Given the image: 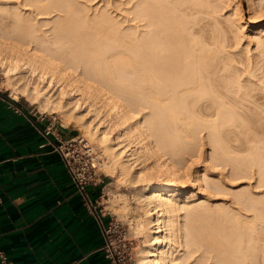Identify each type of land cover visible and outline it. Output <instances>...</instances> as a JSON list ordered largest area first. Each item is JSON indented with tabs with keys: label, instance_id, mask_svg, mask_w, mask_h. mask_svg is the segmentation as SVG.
Instances as JSON below:
<instances>
[{
	"label": "bare ground",
	"instance_id": "1",
	"mask_svg": "<svg viewBox=\"0 0 264 264\" xmlns=\"http://www.w3.org/2000/svg\"><path fill=\"white\" fill-rule=\"evenodd\" d=\"M239 1L137 0L131 18L86 6L81 21L78 0L0 3V60L13 98L81 125L107 173L148 182L135 199L145 236L138 264H264V26L253 30L256 18L246 20ZM249 26L255 53L239 47ZM98 103L116 137L91 126ZM234 129L247 146L230 145ZM204 131L214 146L206 161L230 166L236 180L257 167L256 190L233 192L206 165L192 171ZM124 136L140 147L129 149Z\"/></svg>",
	"mask_w": 264,
	"mask_h": 264
},
{
	"label": "crops",
	"instance_id": "2",
	"mask_svg": "<svg viewBox=\"0 0 264 264\" xmlns=\"http://www.w3.org/2000/svg\"><path fill=\"white\" fill-rule=\"evenodd\" d=\"M76 136L28 101L0 95V251L13 264H114L97 219H114L101 183L88 187L89 206L55 150Z\"/></svg>",
	"mask_w": 264,
	"mask_h": 264
},
{
	"label": "rangeland",
	"instance_id": "3",
	"mask_svg": "<svg viewBox=\"0 0 264 264\" xmlns=\"http://www.w3.org/2000/svg\"><path fill=\"white\" fill-rule=\"evenodd\" d=\"M9 1L10 5H15V2L17 0H0L1 2H7ZM122 3L124 4H120L119 2H116V0H78V2L76 3L75 7L79 10L80 12V18L79 20L81 21V18L86 15V13L84 12V7L88 6H92L90 8V10L88 11V13L95 15L97 13V11L103 7H108V9H110V11H112V15H114V17H133V14L135 12L134 9H132L133 6H135V3L137 2V0H133L130 3H126V0H121ZM241 4V9L244 15V18L246 20H248L250 17L256 18V20H254V26H253V30L256 29H261L264 26V0H240L239 1ZM256 9L261 10L259 13L254 14ZM232 11V6H229L225 12H230ZM224 12V13H225ZM54 19V18H53ZM223 24L225 25V27H227L228 22L223 18L222 19ZM39 24L41 25L42 29L44 31H49L50 30V26L52 25V23H50V25H46L47 22L46 20L43 19H39ZM129 24H134L133 22H130ZM220 27V26H219ZM252 30L251 27L249 26L245 31H244V39H242V43L240 44V48L242 47H248L249 50L252 51V53H255L256 50V42L252 41V43H248L249 41V36L251 35ZM225 33L223 32L222 29V35H224ZM226 44H227V40H226ZM72 42H68L66 44V46H71ZM239 48V50H240ZM243 54H242V58L245 57L248 53L245 50H243ZM257 56V55H256ZM239 58V57H238ZM3 62V61H2ZM1 60H0V95H6V97L8 98H13L12 96V91H10V89L8 87H10V84L12 83V79H10V76H7V73L4 72V67L2 64ZM80 70V69H79ZM10 79V80H9ZM60 84L58 83L55 90L53 91V93L59 88ZM20 101H26L27 100L20 96L19 98ZM29 103L33 104L31 101H28ZM35 107H37L42 113L48 114V115H52L54 117L57 118V120L63 124L64 126H69L71 128H75L78 136L79 135H83L84 137H86L88 139V141L90 142L89 138L87 137V134L85 133V131L82 130V126L79 124L77 125L76 123H72L70 125H66L65 120L63 119V117L59 114V113H55V112H51V111H44L42 109H40L38 107L37 104H33ZM97 110H96V109ZM100 108V109H99ZM90 113H88V119L89 121H93L91 126L94 125H99L98 127L99 132L106 129V127L108 128L107 130H111V136H117V132L119 130V128L114 127L113 125L111 126V124L108 123L107 121V113L106 110L104 108H101V103L96 104L94 107H90L89 108ZM92 109V110H91ZM96 110V111H95ZM145 114H147V112H141L137 115V120L142 119ZM94 123V125H93ZM124 129V127H123ZM250 133V131H248V134ZM203 136V142H204V147H203V155L201 156L200 159L194 158L193 160V166H192V171L194 172H199L201 170L204 169L205 165L208 166V173L209 174H216L218 175L217 178H220L226 185L227 187L230 186H234V190L233 192H237V191H248V190H256L257 189V184H258V180H259V175L257 173V167L253 168V173L250 177L248 178H241L236 180L235 177L232 175V171H231V167L230 166H223V165H219V166H215V163L211 158L210 160L206 161L207 156L211 157V153L213 151V144L210 142L209 138H208V131H204L202 133ZM240 137V138H239ZM246 138V133H243V131H239L238 129H234L231 130V134H230V145L233 147H238L240 144H245L247 146V141H245ZM123 144H127L128 148L131 150H135L138 149L140 147V139L137 137H131L129 139V137L124 136L122 138ZM245 141V142H244ZM130 142V143H129ZM133 142V143H132ZM91 144L94 145V147L96 148L98 155L100 157V161L104 162V160L107 161L106 156H104V153L102 152V149L95 143H92V141L90 142ZM98 146V147H97ZM234 154H245V153H237V151L234 152ZM103 157V158H102ZM184 158H188V156H184ZM101 162V163H102ZM146 165L147 164H151V161H145ZM140 165L139 167H137V170L141 169ZM212 166V167H209ZM120 173H118V170L116 169L114 171V173H107L106 169L103 168V166L100 164V173H99V180L100 183L104 189V194H103V203L104 206L106 208V211L108 213H110L112 215V217H114V219H116L117 221H119L123 226L124 229L128 232V235L130 238L135 240V244H136V248H135V262L134 264H138L139 263V250L140 247L144 245L143 241L145 240V236L143 234H139L137 230V220H138V215L136 212V207H137V203L135 202L136 196L139 192L143 191L147 185L148 182H139V183H133L132 179L129 178L127 180H122L119 177ZM232 175V176H231ZM228 177V178H227ZM155 181V180H153ZM195 186V190H199V185L197 182L194 183ZM231 188V187H230ZM261 196V195H260ZM202 197V195H201ZM230 199L232 198L229 197ZM195 212V211H194ZM193 212V213H194ZM198 212V211H196ZM195 212V213H196ZM192 214V213H191ZM190 214V215H191ZM199 216H198V215ZM197 214H193V215H197V218L199 220H203V215L201 212L197 213ZM189 215V216H190ZM193 215H191L193 217ZM201 216V217H200ZM196 218V217H193ZM197 218H196V223H197ZM190 221H194L189 219ZM194 221V222H195ZM193 222V223H194ZM194 223V224H196ZM175 249H181L178 247V245H176ZM174 252V255L178 253V251ZM183 264L182 262H180L178 260V262L176 264Z\"/></svg>",
	"mask_w": 264,
	"mask_h": 264
},
{
	"label": "built area",
	"instance_id": "4",
	"mask_svg": "<svg viewBox=\"0 0 264 264\" xmlns=\"http://www.w3.org/2000/svg\"><path fill=\"white\" fill-rule=\"evenodd\" d=\"M55 150L60 154L77 192L91 206L87 189L93 183H100L101 161L96 148L86 137L79 135L60 141L55 145ZM0 203H2L1 196ZM97 219L102 229L103 249L106 256L114 264H134L135 240L129 237L124 226L116 219H113L108 225H104L102 216H98ZM0 264H13L2 251H0Z\"/></svg>",
	"mask_w": 264,
	"mask_h": 264
}]
</instances>
